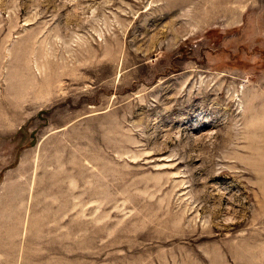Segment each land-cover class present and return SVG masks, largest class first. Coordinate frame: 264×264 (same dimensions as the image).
Wrapping results in <instances>:
<instances>
[{"label":"rangeland","instance_id":"374dc122","mask_svg":"<svg viewBox=\"0 0 264 264\" xmlns=\"http://www.w3.org/2000/svg\"><path fill=\"white\" fill-rule=\"evenodd\" d=\"M0 264H264V0H0Z\"/></svg>","mask_w":264,"mask_h":264}]
</instances>
